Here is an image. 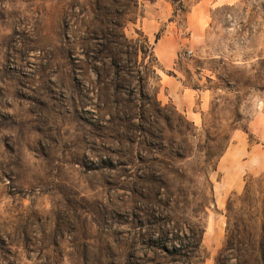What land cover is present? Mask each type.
I'll return each instance as SVG.
<instances>
[{"label":"rangeland","instance_id":"1","mask_svg":"<svg viewBox=\"0 0 264 264\" xmlns=\"http://www.w3.org/2000/svg\"><path fill=\"white\" fill-rule=\"evenodd\" d=\"M200 1L140 0L123 28L130 42L116 45L89 39L95 0H0V264H216L229 203L237 218L255 219L264 200V0L213 6L201 40L187 42ZM157 2L173 13L148 35L140 23ZM172 32L185 44L167 70L156 36ZM169 78L191 96L173 95ZM155 100L167 120L155 117ZM226 136L210 175L215 204L195 219V189L182 196L176 173L193 165L198 145L203 153ZM167 222L202 225V249L188 262L157 248ZM221 255L224 264L264 258Z\"/></svg>","mask_w":264,"mask_h":264},{"label":"trees","instance_id":"2","mask_svg":"<svg viewBox=\"0 0 264 264\" xmlns=\"http://www.w3.org/2000/svg\"><path fill=\"white\" fill-rule=\"evenodd\" d=\"M95 7L91 11L93 25V31H91L92 35H89V39H97V40H109L111 43L119 45L121 40L125 42H130L124 32L123 28L128 22H134L135 19L132 18L133 9L139 5L140 0H95ZM154 1V0H149ZM172 2L174 5L182 4L183 0H168ZM108 24V25H107ZM98 27V29H96ZM102 33L101 35L99 32ZM161 38V33H158L156 36V41ZM85 39V38H83ZM148 44V39L146 40ZM149 49V46L147 47ZM139 50H137L136 55L138 56ZM113 56V55H112ZM116 54L114 53V58H116ZM107 100L108 106V94H104ZM155 107L153 108V112L156 114L155 117L157 119L167 120V116L162 113L161 104L155 100ZM103 102L100 103L101 108L103 107ZM124 113V112H123ZM144 120V117H134V115L120 114L118 116V121L123 122L131 121L135 119ZM143 133L148 134V131L143 128ZM163 145L165 146V139H162ZM231 142L230 136H226L225 139L221 143H216L215 146L208 147L206 151L201 152V145H198L197 153L195 154L191 151V158H193V165L186 169L184 167H180L176 173V178L179 181L177 190L180 192L182 196L189 197L190 190L195 189V193L193 194L194 200L190 206L193 208L191 210V216L195 219L200 220V214L203 210L215 204L214 198V189L213 183L210 179V175L212 172L216 171L219 159L222 157V154L227 150L229 144ZM181 152L175 153V158L183 161L187 159L185 153L183 154V145H180ZM166 175H163L162 179L164 186L163 190L167 189V181ZM161 179V180H162ZM186 186H190L191 188L188 190L185 188ZM166 186V187H165ZM169 192V190H168ZM163 194V193H162ZM171 194V193H170ZM168 199H170V195H168ZM171 201V200H170ZM255 207H252L254 210ZM228 225H227V236L224 248L222 253L228 252L232 253L236 252H245L249 250L258 251L260 255H264V200L263 206L260 210H257V214H255V219L252 221H247L243 218H237L233 215V209L231 207V202L228 205ZM255 220V221H254ZM254 221V222H253ZM249 223H253L252 226ZM179 227H170V223L160 227L161 231L158 236L161 240L160 243L156 241V246L159 249L167 251L169 255H177L179 257H184V261L190 259L189 256L195 255L199 253L202 249V237L204 233V229L200 223L195 224H178ZM168 234H172L173 238L168 240ZM168 242L173 243V251H170L167 247ZM175 247V248H174ZM221 253V254H222ZM219 255L216 264H224L221 262L222 255ZM259 259V258H258ZM239 260V259H238ZM254 261V259H253ZM181 262V261H180ZM256 262V261H254ZM249 264H255L253 262L248 261ZM257 263H264V258L261 257Z\"/></svg>","mask_w":264,"mask_h":264},{"label":"crops","instance_id":"3","mask_svg":"<svg viewBox=\"0 0 264 264\" xmlns=\"http://www.w3.org/2000/svg\"><path fill=\"white\" fill-rule=\"evenodd\" d=\"M237 0H201L193 8L190 18L188 19L189 24L192 26L193 34L192 38L186 39L187 42L200 41L203 36L204 23L203 19H206L210 9L213 6H224L233 5ZM151 10L149 17H144L140 23L142 29L148 35H154L160 29L162 22L168 20L173 13V8L168 2H157ZM195 14V15H194ZM208 22V19L205 20ZM185 44L184 40H181L177 32H172L163 35L156 43V56L159 59L164 69L170 70L176 66L178 60L179 50L182 45ZM166 82L168 87L173 88V95L180 93L184 97H190L188 91L180 90V83L176 78L162 80Z\"/></svg>","mask_w":264,"mask_h":264}]
</instances>
